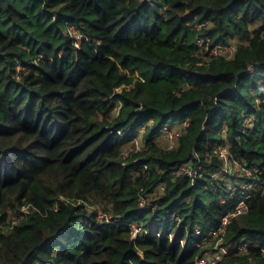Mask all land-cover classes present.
Segmentation results:
<instances>
[{"label": "trees", "instance_id": "16d2710c", "mask_svg": "<svg viewBox=\"0 0 264 264\" xmlns=\"http://www.w3.org/2000/svg\"><path fill=\"white\" fill-rule=\"evenodd\" d=\"M214 253L264 264V0H0V264Z\"/></svg>", "mask_w": 264, "mask_h": 264}, {"label": "built area", "instance_id": "2783aa9c", "mask_svg": "<svg viewBox=\"0 0 264 264\" xmlns=\"http://www.w3.org/2000/svg\"><path fill=\"white\" fill-rule=\"evenodd\" d=\"M218 46H216V48L213 50V53L217 54V51H218ZM220 54V53H218ZM186 123V122H185ZM168 131H172V130H168ZM173 132V131H172ZM175 135L176 134H170V135H166V138L168 139V141H171L170 145H172L174 143V138H175ZM215 151L218 152V154L221 156V157H224V158H227L228 157V153H227V149L226 147L224 146H216L215 148ZM190 167L188 166H185L183 167V169L186 171V172H192L190 169ZM247 173L250 171H246ZM251 174V173H250ZM250 177V175H249ZM243 188L247 189V188H253V185L252 184H248V186L243 185ZM247 211V205L245 203V200L241 199L234 207L233 210H231L230 212L226 213L225 215H223L221 217V221H220V224L214 228L213 230L209 231V233L203 238L204 240L208 241V240H211L212 238L218 236L219 234L223 233L224 232V228L226 227L227 223L229 222L230 218L235 215V214H238V213H242V212H246ZM99 218H103L105 221L107 222H110L111 221V216L107 213H103V212H100L99 213ZM120 223H123L122 220L119 221ZM133 230H132V235L133 237H135L137 235V233L141 230L140 227H138L137 225H133ZM220 240V239H219ZM244 245L240 246V248H243ZM215 249H219V250H222L223 252L227 253V248L225 249L224 247L221 246V243H218L216 244L215 246ZM219 257V253H214L213 255H206V256H203L201 258L198 259L197 261V264H213L214 263V260L215 258H218Z\"/></svg>", "mask_w": 264, "mask_h": 264}, {"label": "rangeland", "instance_id": "374dc122", "mask_svg": "<svg viewBox=\"0 0 264 264\" xmlns=\"http://www.w3.org/2000/svg\"><path fill=\"white\" fill-rule=\"evenodd\" d=\"M233 50H234V42H232L229 46H225L224 48H222V49H218V51H217V53H221V54H224L225 56H227V57H229L231 54H232V52H233ZM175 127H177V125L175 126ZM176 131L177 130H175V129H173V132L172 131H166V134H167V136L168 135H170V134H176ZM142 132H143V130H141L139 133H138V135H137V137L135 138V140H134V142H133V149L134 150H137V149H140V148H142V146H143V144H144V142H143V140H142ZM165 139H167L164 135L163 136H161V138H159V141H161L160 143H162V144H165ZM168 140V139H167ZM169 142V145L171 144L170 142L171 141H168ZM190 170H191V168H189ZM192 171V170H191ZM222 171L225 173V172H232L234 175H235V179H234V182L236 181L238 184L241 182L239 179L240 178H242L243 176H249L250 175V173L248 172H246V170L244 169V168H242L240 165H238L237 163H235V162H233V161H231V160H229V158L227 157V158H225V165L223 166V168H222ZM220 173V172H219ZM234 175H232V176H234ZM240 177V178H239ZM224 180L225 181H227L228 183H229V185H231V186H233V180H231L230 178L228 179V178H224ZM242 185H245L246 184V186H248V184L247 183H241ZM27 210H26V208H24L23 209V212H26ZM100 213V212H99ZM99 213H98V218H99ZM221 252H222V250H220ZM227 252H228V250H227Z\"/></svg>", "mask_w": 264, "mask_h": 264}]
</instances>
